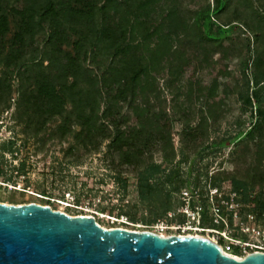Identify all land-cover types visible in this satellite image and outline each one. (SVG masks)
Wrapping results in <instances>:
<instances>
[{
	"label": "trees",
	"instance_id": "obj_1",
	"mask_svg": "<svg viewBox=\"0 0 264 264\" xmlns=\"http://www.w3.org/2000/svg\"><path fill=\"white\" fill-rule=\"evenodd\" d=\"M213 1L211 13L209 0H188L186 9L159 0H0V104L10 105L15 91L13 115L23 135L65 141L64 152L75 158L105 142L103 156L120 187L133 188L163 216L185 179L174 160L173 118L150 99L156 79L176 80L192 59L213 64L237 55L244 59L238 96L254 105L255 119L232 151L235 170L211 175L221 189L238 192L242 208L264 212V0ZM236 28L248 33L243 46L234 41ZM219 66L211 81L196 82L205 109L195 125L181 119L182 141L216 114L217 78L232 73ZM246 146L251 156L239 151ZM126 167L129 179L121 176ZM130 217L147 223L143 213Z\"/></svg>",
	"mask_w": 264,
	"mask_h": 264
},
{
	"label": "rangeland",
	"instance_id": "obj_2",
	"mask_svg": "<svg viewBox=\"0 0 264 264\" xmlns=\"http://www.w3.org/2000/svg\"><path fill=\"white\" fill-rule=\"evenodd\" d=\"M172 1L180 7L183 6L182 9H186L185 3L188 0H159V3ZM209 3L212 13L214 1L209 0ZM235 30L234 41L237 47L243 46V43L247 42L248 33H243L240 28ZM36 40L41 43L42 36H37ZM216 53L214 57H217ZM243 60L237 55L226 60L218 59V62L213 64L205 59H192V64L188 65L176 80L166 77L156 79L159 88L157 94L151 95L150 99L156 105L164 106L173 118L174 160L180 163L182 177L185 179L183 185H198L203 180L215 184L211 175L213 170H235V153L232 151L236 148V142L245 138L250 120L255 119L254 105L245 106L237 92V87L243 82L239 73L244 65ZM222 64H226L232 73L219 75L217 78L218 88L214 98L220 102L216 103L215 116L208 119L206 126L202 125L198 129L197 137L189 136L182 141L180 132L183 121L195 125L201 111L205 109V96L198 93L196 82L203 84L211 81L210 71H215ZM193 67L195 71L190 83L188 76ZM16 95L15 91L11 93L8 98L10 105L0 104L1 202L33 201L47 204L70 215L92 214L104 227L149 229L165 235L177 232L173 228L153 226L160 216H155L150 208L140 201L133 188L127 186L124 190L120 187L116 172L108 166L103 156L105 142L102 143L100 150L75 158L76 156L64 152L65 141L50 139L42 143L41 138L25 137L21 132V124L13 115ZM180 105L182 109L179 108ZM251 112L254 114L253 117ZM10 139L14 141L11 145L8 143ZM10 147L16 150H9ZM252 149L246 146L239 151L251 156ZM153 157L158 160L160 152L155 151ZM132 175L133 171L129 167L124 168L121 173V176H126L127 179ZM1 177H4V180H1ZM177 180L175 177L172 182L177 185ZM77 198L80 202H75ZM112 206L119 211V214L107 213L106 209ZM140 213L146 217L147 223L130 217V215L136 217ZM112 216L117 217L116 220H112ZM198 233L208 236L205 231Z\"/></svg>",
	"mask_w": 264,
	"mask_h": 264
},
{
	"label": "water",
	"instance_id": "obj_3",
	"mask_svg": "<svg viewBox=\"0 0 264 264\" xmlns=\"http://www.w3.org/2000/svg\"><path fill=\"white\" fill-rule=\"evenodd\" d=\"M0 264H264V252L235 257L202 235L104 227L92 214L0 201Z\"/></svg>",
	"mask_w": 264,
	"mask_h": 264
},
{
	"label": "built area",
	"instance_id": "obj_4",
	"mask_svg": "<svg viewBox=\"0 0 264 264\" xmlns=\"http://www.w3.org/2000/svg\"><path fill=\"white\" fill-rule=\"evenodd\" d=\"M173 197L172 207L153 226L173 228L177 231L173 234L181 235L205 231L206 237L235 257L264 252V212L242 208L236 190H223L203 180L198 185L180 186Z\"/></svg>",
	"mask_w": 264,
	"mask_h": 264
},
{
	"label": "bare ground",
	"instance_id": "obj_5",
	"mask_svg": "<svg viewBox=\"0 0 264 264\" xmlns=\"http://www.w3.org/2000/svg\"><path fill=\"white\" fill-rule=\"evenodd\" d=\"M206 237V236H205ZM206 238H208V237H206ZM208 239H210V238H208ZM221 248V247H220Z\"/></svg>",
	"mask_w": 264,
	"mask_h": 264
}]
</instances>
